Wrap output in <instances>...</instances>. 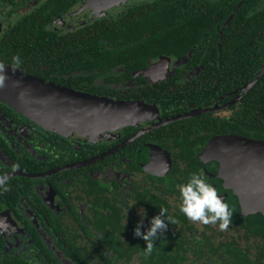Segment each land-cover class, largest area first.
Masks as SVG:
<instances>
[{
	"label": "flooded vegetation",
	"instance_id": "obj_1",
	"mask_svg": "<svg viewBox=\"0 0 264 264\" xmlns=\"http://www.w3.org/2000/svg\"><path fill=\"white\" fill-rule=\"evenodd\" d=\"M154 1L0 0V64L26 74L24 67L32 61L51 62L55 80L70 71L73 82L85 80L87 88L88 81H101V71L91 69L84 76L83 69L71 70L82 63L76 53L44 59L45 46L59 48L54 41L61 36L87 30L137 33L140 20L134 18ZM44 10L52 19L29 43V32L19 23ZM213 12L205 47L206 34L185 54L165 46L131 70V80L115 83L125 97L107 99L124 105V123L91 140L45 131L0 99V264H223L235 260L229 252L234 247L252 260L262 251L259 264H264V240L232 221L224 230L219 221L184 222L179 211L177 185L190 173L199 170L219 191V156L210 155L216 166L217 161L202 160L212 139L238 135L215 134L216 123L230 117L243 96L264 81V0H225ZM169 16L171 31L177 19L189 23L186 10L172 8ZM126 19L128 29L121 30ZM241 27L260 33L239 41ZM229 29L226 38L234 40L227 45L223 35ZM235 45L245 53L233 51ZM29 48L37 50L35 56H29ZM16 54L19 65L11 59ZM239 55L246 57L239 69L244 83L235 82ZM113 71L120 77L126 73ZM200 77L212 83H197ZM261 89L264 94V85ZM128 106H138L143 114L129 112ZM161 209L167 210L168 227L145 256L146 241L133 230L144 217L143 232Z\"/></svg>",
	"mask_w": 264,
	"mask_h": 264
},
{
	"label": "trees",
	"instance_id": "obj_2",
	"mask_svg": "<svg viewBox=\"0 0 264 264\" xmlns=\"http://www.w3.org/2000/svg\"><path fill=\"white\" fill-rule=\"evenodd\" d=\"M206 2L209 4L208 6L202 5L200 0H157L151 5L139 9L141 13H138L134 18L136 21L140 20L141 30L137 31V33L121 31L118 34H107L104 32L100 33L87 30L76 34L61 36L54 41L56 45H60L59 48L46 45L40 55L44 59H65L74 56V53H76L78 61L82 63L80 66L71 68V70L83 69V72H85L84 76L87 75V72L91 69L101 71V81L95 83L90 80L88 81L89 87L87 88L83 85L85 80H76V82H73V75H71L70 71L62 75L63 78H65L64 80H55L50 76V73H54L53 67H56L51 62L45 61L36 63L32 61L24 67V71L27 75H35L47 83L67 89L85 91V94L94 97L111 98L114 97L115 94L119 97H125L120 95L123 89L116 87L115 83H119L121 80L125 82L131 80V70L143 66L149 54H157L158 51L165 46H167V49H172L176 53L185 54L192 50L193 45L203 38V34H206L202 43V46L205 47L210 32V29H208L210 27L209 16L213 11L215 12L218 5L224 3L225 0H206ZM172 8H176V10L179 11L186 10L189 19L187 25L181 22L178 23L177 19L176 29L173 31L169 29L172 25L170 21L171 18L169 19ZM48 14L46 10L35 12L19 23L21 27H25L29 32V43H31L33 36L42 33V28L52 19L48 17ZM123 29H128V19H126L125 25L121 28V30ZM229 31L230 29L223 35L227 45L233 43L234 40L233 37L226 38ZM239 32H242V37L239 41L244 42L250 41L253 36H258L257 34L260 33V31H254L248 27H241L238 30V33ZM210 36L212 38L215 37L213 34H210ZM35 41H37V39ZM110 43H112L111 46H108ZM116 44H118V48L115 46ZM242 49L243 48L237 45L232 47L233 51L240 50V52H244ZM55 50L57 53H55ZM34 52H37V50L29 48L30 57L36 55H33ZM237 58L242 61L239 63L236 62L235 82H247V79L239 70L241 63L246 57L241 58L239 55ZM83 65H86V69ZM114 68H121L123 71H126V73L123 77L115 76L113 71ZM202 79H205V77L198 78L197 80L199 81L197 83H205V85L212 83L211 79L207 81H202ZM259 83L255 86V90L243 96L238 109L234 111L230 117L221 119L216 123L218 127L214 130L215 134H235L251 139L264 140V94L261 89V86L264 85V81L260 80ZM210 155H212L211 152L207 151L202 163L217 161V159H212ZM217 164L218 161L215 163V166ZM227 202L230 204L232 211L235 207L237 208L235 197H229ZM237 217V215H234L230 221L242 228L247 235L264 240V216L262 214H253L243 218ZM182 219L186 222L185 219L187 218L182 217ZM229 252L233 253L235 260L229 258L223 262V264H259L263 257L261 251L256 256L257 260H252L246 251L238 247H234ZM173 260L175 261L176 258Z\"/></svg>",
	"mask_w": 264,
	"mask_h": 264
},
{
	"label": "water",
	"instance_id": "obj_3",
	"mask_svg": "<svg viewBox=\"0 0 264 264\" xmlns=\"http://www.w3.org/2000/svg\"><path fill=\"white\" fill-rule=\"evenodd\" d=\"M3 76L0 99L45 131L91 140L100 131L124 123L120 102L47 83L12 68L3 67ZM207 149L219 156L218 194L226 201L236 198L232 214L264 216V141L228 135L212 139Z\"/></svg>",
	"mask_w": 264,
	"mask_h": 264
},
{
	"label": "clouds",
	"instance_id": "obj_4",
	"mask_svg": "<svg viewBox=\"0 0 264 264\" xmlns=\"http://www.w3.org/2000/svg\"><path fill=\"white\" fill-rule=\"evenodd\" d=\"M15 65L21 63V57L12 56ZM3 64H0V87L3 86ZM179 192V211L190 221L201 224L218 223V227L224 230L228 227L232 216V209L228 202L218 194L217 188L207 181L203 174L197 170L189 174L187 180L177 185ZM166 209L149 219V226L141 232L144 217L137 221L134 235L146 241V247L142 254L147 256L153 251L154 241L164 235L168 225L166 223Z\"/></svg>",
	"mask_w": 264,
	"mask_h": 264
},
{
	"label": "bare ground",
	"instance_id": "obj_5",
	"mask_svg": "<svg viewBox=\"0 0 264 264\" xmlns=\"http://www.w3.org/2000/svg\"><path fill=\"white\" fill-rule=\"evenodd\" d=\"M128 108L130 109L129 112H133V113L136 112V113L141 114V115L143 114V113H140L141 110L138 108V106L137 107L136 106H128ZM126 112H127V110H126ZM138 117H140V116H137V118ZM134 118H136V117H134Z\"/></svg>",
	"mask_w": 264,
	"mask_h": 264
}]
</instances>
